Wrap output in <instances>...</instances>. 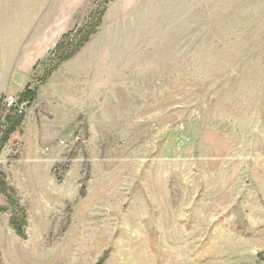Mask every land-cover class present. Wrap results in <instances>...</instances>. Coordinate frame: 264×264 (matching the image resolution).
Masks as SVG:
<instances>
[{
	"label": "rangeland",
	"instance_id": "rangeland-1",
	"mask_svg": "<svg viewBox=\"0 0 264 264\" xmlns=\"http://www.w3.org/2000/svg\"><path fill=\"white\" fill-rule=\"evenodd\" d=\"M6 95L0 264H264V0H0Z\"/></svg>",
	"mask_w": 264,
	"mask_h": 264
},
{
	"label": "trees",
	"instance_id": "trees-1",
	"mask_svg": "<svg viewBox=\"0 0 264 264\" xmlns=\"http://www.w3.org/2000/svg\"><path fill=\"white\" fill-rule=\"evenodd\" d=\"M93 15V12L90 14ZM101 16V15H100ZM98 22H100V19H98ZM87 21L85 24H83L81 27L75 28L73 31L67 32L62 35V38L58 44L55 45V50L58 53H62L64 51V48L67 44H71V41L69 40V36L75 32L78 33L80 36L82 35L79 43L77 44L76 48L71 50L69 53H67L64 56L60 57L61 61H64L71 57L77 49H79L93 34L96 30L95 27H93L89 32H84V27L86 26ZM55 67L52 68H46L44 70L43 75L39 78V81L42 82L43 80H46L52 73ZM36 92L34 89H30L29 87H25L24 92L21 95L22 100L29 101V103L35 98ZM23 118V114L20 113L18 116H7L5 119V126L3 129L0 130V151L2 146L6 144L8 141L9 135L13 133L21 124ZM0 190L4 191L7 194V204L11 208V218H10V224L12 228L14 229L15 233L21 237L25 238V232H24V226L26 224L25 221V212L24 209L20 206L16 198L14 197V191L12 188L7 187L2 181L0 182Z\"/></svg>",
	"mask_w": 264,
	"mask_h": 264
},
{
	"label": "built area",
	"instance_id": "built-area-1",
	"mask_svg": "<svg viewBox=\"0 0 264 264\" xmlns=\"http://www.w3.org/2000/svg\"><path fill=\"white\" fill-rule=\"evenodd\" d=\"M25 106L24 101H20L19 97L16 95H6L4 97V109L7 111H14L17 114L23 112Z\"/></svg>",
	"mask_w": 264,
	"mask_h": 264
}]
</instances>
